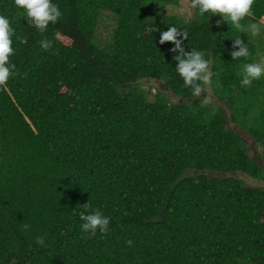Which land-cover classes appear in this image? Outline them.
I'll return each mask as SVG.
<instances>
[{
	"label": "trees",
	"instance_id": "trees-1",
	"mask_svg": "<svg viewBox=\"0 0 264 264\" xmlns=\"http://www.w3.org/2000/svg\"><path fill=\"white\" fill-rule=\"evenodd\" d=\"M53 3L62 15L41 32L0 0L16 72L0 85V264H264V187L233 175L264 180L241 135L263 158L264 78L241 87L237 75L264 58V31L166 14L179 0ZM253 14L242 23L264 26V0ZM172 25L205 52L217 103L176 73L157 31ZM234 38L247 60L232 59ZM86 203L110 219L106 234L81 231Z\"/></svg>",
	"mask_w": 264,
	"mask_h": 264
},
{
	"label": "clouds",
	"instance_id": "clouds-1",
	"mask_svg": "<svg viewBox=\"0 0 264 264\" xmlns=\"http://www.w3.org/2000/svg\"><path fill=\"white\" fill-rule=\"evenodd\" d=\"M256 0H190V8L197 11L201 18H206L219 14L221 19L217 20V26L226 23L238 33H251L260 35L264 31V26L257 22L242 23L246 17H253V5ZM17 8L22 9L24 17L30 21L36 29L41 32L47 30L50 23L54 24L61 17L62 13L53 0H14ZM159 32V43L170 42L174 45L170 51L174 54L173 59L177 61L175 71L183 80L184 86L191 89L193 96H199L204 90V86L210 85L214 73L210 68V61L205 58V52L192 49L186 51L182 46L188 39V32L180 30L175 25L168 26L167 30L157 29ZM156 31V32H157ZM15 30L10 25L9 18L0 14V85H4L8 80L16 75L15 65L10 62V56L14 54L12 47ZM180 37V39H177ZM41 47L48 49L50 43L41 42ZM231 57L234 60L251 56L249 48L241 38H234ZM241 87H251L254 81L264 78V61L243 63L237 73ZM86 211L79 213L81 220V231L90 236L97 232L106 234L109 231L110 219L99 209L91 210V205L86 203L83 207ZM37 244L43 245L44 239L37 238ZM131 245L132 241H127Z\"/></svg>",
	"mask_w": 264,
	"mask_h": 264
},
{
	"label": "rangeland",
	"instance_id": "rangeland-1",
	"mask_svg": "<svg viewBox=\"0 0 264 264\" xmlns=\"http://www.w3.org/2000/svg\"><path fill=\"white\" fill-rule=\"evenodd\" d=\"M179 2H180L179 7H168L165 10V13L166 14H177L178 16L183 18L185 21H189L195 14V10L190 8V0H179ZM259 22L264 25V19H261ZM112 24L113 22L107 19V16H105V19L102 22L101 27L99 28V33H101L103 38L108 37L109 30H110L109 28L111 27ZM263 60L264 58H261L260 61H263ZM142 85L145 86L146 89L152 88L153 89L152 93H154V90L157 87H159V82H155L153 80H143ZM167 95L171 103L177 104L179 102V99L173 96L170 92H167ZM203 96L208 101L212 103H217L216 97L209 85H207V87L205 88V91L203 92ZM150 99H152L151 96H150ZM241 135L246 141V144L248 146L251 156L254 157L256 161H258L264 167V157L263 158L261 157L262 148L258 145H255L254 140L248 136L246 131L245 132L242 131ZM233 175L241 179L246 185L264 187V180H257V179L248 177L246 175L240 174V173H236Z\"/></svg>",
	"mask_w": 264,
	"mask_h": 264
}]
</instances>
